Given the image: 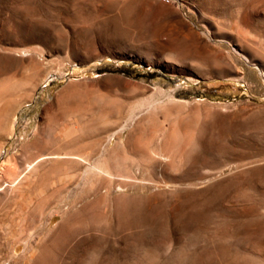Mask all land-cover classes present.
<instances>
[{
    "label": "rangeland",
    "instance_id": "374dc122",
    "mask_svg": "<svg viewBox=\"0 0 264 264\" xmlns=\"http://www.w3.org/2000/svg\"><path fill=\"white\" fill-rule=\"evenodd\" d=\"M5 161L0 264H264V0H0Z\"/></svg>",
    "mask_w": 264,
    "mask_h": 264
},
{
    "label": "bare ground",
    "instance_id": "6f19581e",
    "mask_svg": "<svg viewBox=\"0 0 264 264\" xmlns=\"http://www.w3.org/2000/svg\"><path fill=\"white\" fill-rule=\"evenodd\" d=\"M14 55V57H17V59H20L22 56H17L16 53H19L20 50L19 49H10ZM73 133V132H72ZM69 134V133H68ZM70 135V134H69ZM68 136V135H67ZM66 137V136H65ZM190 142V141H189ZM75 162V161H74ZM11 164V163H10ZM7 166V167H6ZM9 166V161H5V163L3 164H0V182H1V179H2V174L6 173L4 172L5 170H7L6 168H8ZM28 168H31V165L28 166ZM27 169V168H26ZM4 172V173H2ZM4 177V175H3ZM3 180V179H2ZM3 182V181H2ZM6 184V183H5Z\"/></svg>",
    "mask_w": 264,
    "mask_h": 264
},
{
    "label": "built area",
    "instance_id": "2783aa9c",
    "mask_svg": "<svg viewBox=\"0 0 264 264\" xmlns=\"http://www.w3.org/2000/svg\"><path fill=\"white\" fill-rule=\"evenodd\" d=\"M159 1H161L163 3H170L171 2V0H159Z\"/></svg>",
    "mask_w": 264,
    "mask_h": 264
}]
</instances>
